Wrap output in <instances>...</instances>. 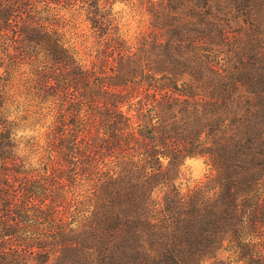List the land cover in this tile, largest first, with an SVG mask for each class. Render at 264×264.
Returning <instances> with one entry per match:
<instances>
[{
  "label": "trees",
  "instance_id": "1",
  "mask_svg": "<svg viewBox=\"0 0 264 264\" xmlns=\"http://www.w3.org/2000/svg\"><path fill=\"white\" fill-rule=\"evenodd\" d=\"M0 264H264V0H0Z\"/></svg>",
  "mask_w": 264,
  "mask_h": 264
},
{
  "label": "rangeland",
  "instance_id": "2",
  "mask_svg": "<svg viewBox=\"0 0 264 264\" xmlns=\"http://www.w3.org/2000/svg\"><path fill=\"white\" fill-rule=\"evenodd\" d=\"M186 176L197 177L203 174L206 169L203 158L189 157L186 159Z\"/></svg>",
  "mask_w": 264,
  "mask_h": 264
}]
</instances>
